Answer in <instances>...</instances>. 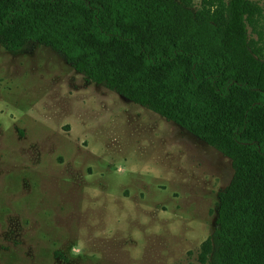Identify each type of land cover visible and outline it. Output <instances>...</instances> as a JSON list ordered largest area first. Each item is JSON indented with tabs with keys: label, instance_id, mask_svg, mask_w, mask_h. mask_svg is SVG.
<instances>
[{
	"label": "rangeland",
	"instance_id": "1",
	"mask_svg": "<svg viewBox=\"0 0 264 264\" xmlns=\"http://www.w3.org/2000/svg\"><path fill=\"white\" fill-rule=\"evenodd\" d=\"M250 2L264 59V0ZM235 179L231 158L61 51L0 42V264H219V193Z\"/></svg>",
	"mask_w": 264,
	"mask_h": 264
},
{
	"label": "trees",
	"instance_id": "2",
	"mask_svg": "<svg viewBox=\"0 0 264 264\" xmlns=\"http://www.w3.org/2000/svg\"><path fill=\"white\" fill-rule=\"evenodd\" d=\"M0 0V42L61 51L95 83L159 113L231 158L219 193V264H264V59L250 0ZM211 240L207 241V245Z\"/></svg>",
	"mask_w": 264,
	"mask_h": 264
}]
</instances>
